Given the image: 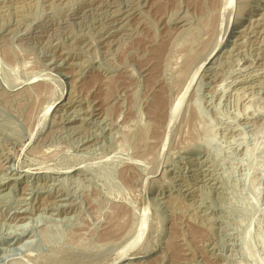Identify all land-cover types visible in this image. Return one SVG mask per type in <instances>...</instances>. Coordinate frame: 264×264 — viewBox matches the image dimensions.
I'll return each instance as SVG.
<instances>
[{"label": "rangeland", "instance_id": "rangeland-1", "mask_svg": "<svg viewBox=\"0 0 264 264\" xmlns=\"http://www.w3.org/2000/svg\"><path fill=\"white\" fill-rule=\"evenodd\" d=\"M0 264H264V0H0Z\"/></svg>", "mask_w": 264, "mask_h": 264}, {"label": "bare ground", "instance_id": "bare-ground-1", "mask_svg": "<svg viewBox=\"0 0 264 264\" xmlns=\"http://www.w3.org/2000/svg\"><path fill=\"white\" fill-rule=\"evenodd\" d=\"M161 98V97H160ZM160 101V103L162 102L163 103V100L161 101V99L159 100Z\"/></svg>", "mask_w": 264, "mask_h": 264}]
</instances>
